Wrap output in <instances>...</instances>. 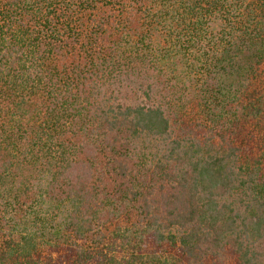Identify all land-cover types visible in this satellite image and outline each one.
Returning <instances> with one entry per match:
<instances>
[{"label":"trees","instance_id":"trees-1","mask_svg":"<svg viewBox=\"0 0 264 264\" xmlns=\"http://www.w3.org/2000/svg\"><path fill=\"white\" fill-rule=\"evenodd\" d=\"M0 264H264V0H0Z\"/></svg>","mask_w":264,"mask_h":264}]
</instances>
